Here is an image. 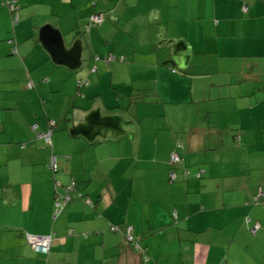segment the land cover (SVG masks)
I'll return each instance as SVG.
<instances>
[{"label": "crops", "instance_id": "crops-1", "mask_svg": "<svg viewBox=\"0 0 264 264\" xmlns=\"http://www.w3.org/2000/svg\"><path fill=\"white\" fill-rule=\"evenodd\" d=\"M16 1L0 2V264H264L244 221L264 232V0ZM79 78L55 115L46 102ZM139 93L135 116L115 109ZM49 129L51 144L36 136ZM72 181L92 205L65 200ZM126 225L145 253L110 230ZM48 234V254L33 250Z\"/></svg>", "mask_w": 264, "mask_h": 264}, {"label": "built area", "instance_id": "built-area-1", "mask_svg": "<svg viewBox=\"0 0 264 264\" xmlns=\"http://www.w3.org/2000/svg\"><path fill=\"white\" fill-rule=\"evenodd\" d=\"M5 1V0H4ZM94 1L96 0H92V3H94ZM9 7V11L10 12H15L17 10V6H16V1L14 0L13 3H10L8 0H6L5 2ZM17 21V17L15 19V22ZM101 21V16L99 14H92L90 19L88 20V22L85 25V32L89 31L90 28L94 25H96L98 22ZM116 57L113 56L112 54H109L107 56H105V62L107 63L108 61L114 60ZM94 60H98L99 57L94 56L93 58ZM121 59V58H120ZM88 85V81H82L79 80L78 81V86H87ZM56 121L54 120H50V125L53 126L55 125ZM35 127V126H34ZM51 134H52V130H48L46 132H38L36 133V136L38 137H42L44 139V141L47 144H51ZM181 157L179 155V153L177 152H172L170 154V158L169 161L171 164H175L177 162H180ZM48 167L53 171L56 172L57 171V163H56V156L54 154L51 155L49 162H48ZM169 179L170 181H174L176 179V174L174 172V170H171L169 172ZM59 184V182L55 183V186H57ZM74 184L75 182L72 181L69 185L65 186V191H66V198L65 200H70V191L74 190ZM259 196H264V191H260ZM87 204L91 205V201L89 199L86 200ZM57 207H61L62 205L59 204V202H56ZM59 209H56V211H58ZM259 225L255 224L253 226V230H255ZM117 227H113V229H116ZM131 227H126V232H127V237L129 238V231H130ZM52 237L53 234H48V235H37V236H28V242L31 245L32 249L35 250L36 252L39 253H47L49 251L50 245H51V241H52Z\"/></svg>", "mask_w": 264, "mask_h": 264}, {"label": "trees", "instance_id": "trees-1", "mask_svg": "<svg viewBox=\"0 0 264 264\" xmlns=\"http://www.w3.org/2000/svg\"><path fill=\"white\" fill-rule=\"evenodd\" d=\"M6 1V0H5ZM4 0H0V2H1V4L2 5H5V6H7L8 7V5L6 4V3H3V2H5ZM10 3H13V1L14 0H8ZM16 1V0H15ZM91 6L93 7V6H95V4H96V1H94V3H92V0H91ZM16 6L18 7V2L16 1ZM243 11L244 12H247V10H248V8H247V5L246 4H244L243 5ZM8 9H9V7H8ZM18 9V8H17ZM17 12V10L15 11V12H12V13H16ZM99 14L100 16H101V21L100 22H98L96 25H94V26H92L91 28H90V30L92 29V28H94V27H96L97 25H99L101 22H102V20H103V14L101 13V12H98V11H93V12H91L90 14H89V16L87 17V20H86V22H88V20L90 19V17H91V15L92 14ZM16 17H17V14H16V16L13 18V19H16ZM17 20H18V17H17ZM84 32H85V26L83 27V29H82ZM105 56H107V55H104V56H102V58H99L98 60H101V61H103L105 64H109V63H111V62H113V61H121V60H123V56H115L116 58L114 59V60H111V61H108L107 63L104 61L105 60ZM94 58V57H93ZM121 58V59H120ZM97 60V61H98ZM172 71L173 72H175V73H177V74H183V73H178L177 71H176V69L175 68H172ZM79 87V86H78ZM82 87V86H81ZM142 97H144L143 96V94L142 93H139V94H130V99H135V100H138V99H141ZM237 141H239V136H237ZM181 149H183V143H182V141H180V140H176L175 141V143H174V145H173V149H172V152H177V153H179V150H181ZM171 152V153H172ZM179 155H180V153H179ZM180 157H181V155H180ZM182 161V157H181V160H180V162ZM180 162H177V163H175V164H172V165H176V164H178V163H180ZM185 173L186 174H188V171H185ZM202 173H203V170L202 169H199L198 171H196V173L194 174L196 177H200L201 175H202ZM175 181V180H174ZM75 182V181H74ZM74 191H77V194H78V199L79 200H82L85 204H87V202H86V200L87 199H89V198H86V196H84V194H83V192H81V191H79L78 190V188H76L75 187V184H74V190H72V191H70V194H71V192H74ZM260 191H264V187L263 186H261V185H259V186H257V188H256V191H255V193H254V196H253V201H252V204L254 205V206H258L259 208H261V209H264V196H259L258 194H259V192ZM69 194V195H70ZM70 200H72V198L70 197ZM90 200V199H89ZM91 201V200H90ZM91 205H92V202H91ZM172 215L175 217L176 216V211L174 210L173 212H172ZM244 221L247 223V224H249V229H250V231L252 232V234H256L257 232H258V230L261 228V225H260V223L259 222H257V221H255V220H253L249 215H245V217H244ZM255 224H258L259 226L255 229V230H253L252 228H253V226L255 225ZM131 227V229H130V231H129V238L127 237V232H126V227ZM113 227H116V226H111L110 227V230L111 231H120L121 230V232L125 235V237H126V239L128 240V242H130L136 249H139V250H141V252L143 253H145V251H146V249L144 248V247H142L140 244H139V241L135 238V236L133 235V228H132V226L131 225H126V226H124L122 229H119L118 227L116 228V229H113ZM49 250H50V248H49ZM49 252V251H48ZM48 252L47 253H41V254H48ZM39 253V252H38ZM146 259H147V257H146Z\"/></svg>", "mask_w": 264, "mask_h": 264}, {"label": "rangeland", "instance_id": "rangeland-1", "mask_svg": "<svg viewBox=\"0 0 264 264\" xmlns=\"http://www.w3.org/2000/svg\"><path fill=\"white\" fill-rule=\"evenodd\" d=\"M144 31V30H143ZM142 47V44H141V42L140 43H138L137 44V48L139 49V48H141ZM84 50H86V49H84ZM123 54H125V53H123ZM107 55H109V54H107ZM113 55H114V53H113ZM126 55V54H125ZM116 56V55H115ZM127 57V56H126ZM114 62V61H113ZM116 62V61H115ZM119 62V61H118ZM175 68V67H174ZM169 69H172V67H169ZM178 73H180V70L178 69V70H176ZM57 76H58V74H57ZM87 78H79V79H77V82L79 81V80H82V81H85ZM76 82V90H75V88H74V90H73V92H71L70 94H72L71 96H70V98L68 99V100H63V104H62V106L60 107V105L58 104V100H56L55 102H53L52 100H49V101H47L46 102V105H47V108H49V110H52V111H55L54 113H55V115L56 114H58V112H62V114H63V112L65 111V110H68V111H71L72 109H73V100H74V97H75V93L77 94L76 96H80L79 94L81 93L80 91H78V90H81L82 88H77V85H78V83ZM194 82V83H193ZM139 83H142V84H145V83H147V82H145V81H141V79H135L134 80V84L135 85H137V84H139ZM189 85V84H188ZM192 85H194V87L195 88H197L198 87V84L196 83V81H192ZM84 88V87H83ZM84 90V89H83ZM83 90H82V92H83ZM114 91L116 92V89H114ZM45 94L47 95V97H48V99H49V96L51 95V92L48 90V88H47V90H46V92H45ZM55 94L58 96V93L57 92H55ZM115 99H116V107H115V109H117L118 111H120L121 113L123 112V113H126V114H129V115H133V116H135L136 114H135V112H134V107L133 106H135L134 105V103H136V101L137 100H135V99H121V94H120V96H119V98L117 99L116 98V95H115ZM58 101V102H57ZM146 102V101H145ZM159 105H161V104H159ZM126 109V110H125ZM58 111V112H57ZM147 111H149L150 113H152L151 111H158V110H147ZM61 114V115H62ZM165 118V117H164ZM73 127L71 126V129H72ZM123 140H125L126 142H128L129 144H130V146H131V141H132V138H131V136L130 135H126V136H124L123 137ZM114 142H115V140H113ZM141 174H139V173H136L135 174V180L137 181V182H141L142 181V178H141V176H140ZM56 213V209H55V211H54V214ZM251 236H252V243L255 245L254 247H253V251H254V254H255V257L256 258H264V232L263 233H260V231L256 234V235H253V234H251V233H249ZM263 252V253H262ZM260 253H262L261 255H259Z\"/></svg>", "mask_w": 264, "mask_h": 264}, {"label": "water", "instance_id": "water-1", "mask_svg": "<svg viewBox=\"0 0 264 264\" xmlns=\"http://www.w3.org/2000/svg\"><path fill=\"white\" fill-rule=\"evenodd\" d=\"M72 131V130H71Z\"/></svg>", "mask_w": 264, "mask_h": 264}]
</instances>
